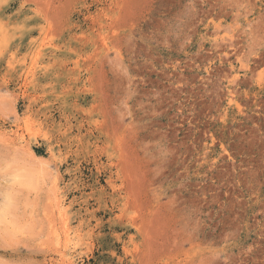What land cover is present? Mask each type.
Here are the masks:
<instances>
[{"label":"rangeland","instance_id":"rangeland-1","mask_svg":"<svg viewBox=\"0 0 264 264\" xmlns=\"http://www.w3.org/2000/svg\"><path fill=\"white\" fill-rule=\"evenodd\" d=\"M0 264H264V0H0Z\"/></svg>","mask_w":264,"mask_h":264},{"label":"bare ground","instance_id":"bare-ground-1","mask_svg":"<svg viewBox=\"0 0 264 264\" xmlns=\"http://www.w3.org/2000/svg\"><path fill=\"white\" fill-rule=\"evenodd\" d=\"M58 211V210H57Z\"/></svg>","mask_w":264,"mask_h":264}]
</instances>
